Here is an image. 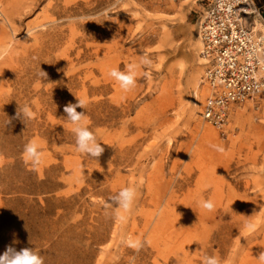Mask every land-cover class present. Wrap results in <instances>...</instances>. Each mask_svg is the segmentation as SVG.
Segmentation results:
<instances>
[{"label": "rangeland", "instance_id": "374dc122", "mask_svg": "<svg viewBox=\"0 0 264 264\" xmlns=\"http://www.w3.org/2000/svg\"><path fill=\"white\" fill-rule=\"evenodd\" d=\"M254 4L250 21L264 40V4ZM201 5L0 0V44L13 45L0 61V254L11 245L44 264H261L264 110L232 106L222 129L200 118ZM134 63L135 87L124 92L108 72ZM77 97L104 148L98 158L76 150L64 107ZM26 105L34 116L23 121ZM31 141L39 165L25 161ZM132 186L121 223L111 199ZM209 200L212 211L201 206Z\"/></svg>", "mask_w": 264, "mask_h": 264}, {"label": "built area", "instance_id": "2783aa9c", "mask_svg": "<svg viewBox=\"0 0 264 264\" xmlns=\"http://www.w3.org/2000/svg\"><path fill=\"white\" fill-rule=\"evenodd\" d=\"M256 12L253 0H202L196 32L206 95L199 116L213 128L227 124L232 106L264 110V40L250 21Z\"/></svg>", "mask_w": 264, "mask_h": 264}, {"label": "clouds", "instance_id": "9594fccd", "mask_svg": "<svg viewBox=\"0 0 264 264\" xmlns=\"http://www.w3.org/2000/svg\"><path fill=\"white\" fill-rule=\"evenodd\" d=\"M29 37H32V32L27 33ZM13 51V45L9 44H0V61H3L8 56L11 55ZM151 61L147 58H142L140 61L141 65H148ZM139 65L130 64L127 68V71H120L116 68L110 69L108 75L114 78L118 83L120 88L124 92L130 91L135 87L136 84V70ZM43 75H46L42 71ZM78 98V97H77ZM86 101L78 98L76 104L69 103L64 107V112L67 114V119L73 125L72 131L75 134V143L76 150L79 153L85 154L90 158H98L104 152V148L101 146V143L97 141L96 136L92 131L86 126V115L85 112H78L77 108L84 109ZM34 113L26 105L24 107H19L17 111V117H22L23 121L33 118ZM10 123V120H8ZM216 151L223 152L224 149L212 145ZM43 153L38 150V145L35 141H31L24 147V158L26 162H31L34 165H39L42 161ZM137 198V188L124 187L118 191V193L112 197L111 204L115 208L116 219L121 223H125L128 219V214L131 212L134 202ZM201 206L208 210L212 211L214 209V204L212 201H203ZM127 245L133 248L135 251L139 252L144 246V241L140 239L132 240L127 239ZM257 260L264 264V252H261L257 257ZM0 264H44V259L39 255L37 251L33 248H22L17 250L15 247L9 245L6 246L3 254H0ZM204 264H220V260L216 257H206Z\"/></svg>", "mask_w": 264, "mask_h": 264}, {"label": "crops", "instance_id": "0c3cea01", "mask_svg": "<svg viewBox=\"0 0 264 264\" xmlns=\"http://www.w3.org/2000/svg\"><path fill=\"white\" fill-rule=\"evenodd\" d=\"M253 2L257 4H264V0H253Z\"/></svg>", "mask_w": 264, "mask_h": 264}, {"label": "bare ground", "instance_id": "6f19581e", "mask_svg": "<svg viewBox=\"0 0 264 264\" xmlns=\"http://www.w3.org/2000/svg\"><path fill=\"white\" fill-rule=\"evenodd\" d=\"M256 29V28H255ZM197 38H198V43H199V49L198 50H200V48H201V41H200V39H199V37L197 36ZM2 42V41H1Z\"/></svg>", "mask_w": 264, "mask_h": 264}]
</instances>
